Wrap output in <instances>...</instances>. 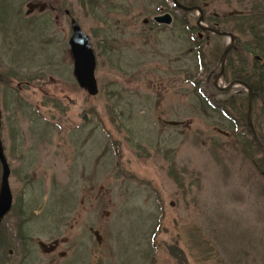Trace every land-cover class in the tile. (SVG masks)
Wrapping results in <instances>:
<instances>
[{
    "label": "rangeland",
    "instance_id": "374dc122",
    "mask_svg": "<svg viewBox=\"0 0 264 264\" xmlns=\"http://www.w3.org/2000/svg\"><path fill=\"white\" fill-rule=\"evenodd\" d=\"M182 1L237 37L219 86L260 71L247 20L225 14L258 9L264 29V0ZM166 11L173 26L154 23ZM200 14L173 0H0L1 130L14 197L0 264H264V150L251 141L247 92L214 85L230 38L198 29ZM72 18L92 38L95 95L73 75ZM254 119L264 128L262 98ZM19 227L31 236L25 259ZM53 239H66L64 257L40 249Z\"/></svg>",
    "mask_w": 264,
    "mask_h": 264
},
{
    "label": "water",
    "instance_id": "95a60500",
    "mask_svg": "<svg viewBox=\"0 0 264 264\" xmlns=\"http://www.w3.org/2000/svg\"><path fill=\"white\" fill-rule=\"evenodd\" d=\"M183 7V6H181ZM194 8H191V10ZM239 13L238 11L229 12L228 15H233ZM203 17H200L202 20ZM159 22L170 23L171 18L169 15L164 17H157L156 18ZM74 33L71 37L70 44L71 50L75 59V75L80 82V85L84 87L91 95H95L98 92V85L97 80L95 78V68H96V59L93 52V48L90 44V36L86 34L80 27V25L73 19L72 22ZM212 32L218 33L220 35H228V33L221 32L216 29H210ZM231 38V42H234V35L229 34ZM231 43V44H232ZM231 49V45H229L225 52L221 57V71L217 75L216 79L219 78L220 75L223 74L224 66L226 63V58ZM238 83L246 86L249 89V125L253 131L254 137L258 140V142L264 147V141L261 140L252 123V107H253V92L249 85L244 82L238 81ZM235 82H232L227 89L232 88ZM170 124L177 125L178 122H170ZM0 162L2 164V180L0 184V222L1 220L9 213L13 203V195L10 187V174L11 169L5 155V150L3 146V142L1 139V109H0ZM97 234L98 240H100V236ZM44 246L43 243H41Z\"/></svg>",
    "mask_w": 264,
    "mask_h": 264
},
{
    "label": "trees",
    "instance_id": "16d2710c",
    "mask_svg": "<svg viewBox=\"0 0 264 264\" xmlns=\"http://www.w3.org/2000/svg\"><path fill=\"white\" fill-rule=\"evenodd\" d=\"M242 10V14L240 18L244 17L247 20V30L250 32L253 36V41L250 42V46H248L249 49L253 51L260 52L263 63L264 64V29H261L262 23L257 20V17H259L258 9L254 10L249 7H244ZM234 17V16H233ZM215 19V18H214ZM257 20V21H256ZM258 53V52H257ZM256 64H260L259 61H255ZM259 70H254L255 73L251 72L248 73V71H244L243 75H239L237 72L233 73L234 78H241L248 82L254 89V91L259 92L261 95L263 101H264V66H261ZM262 123H259L258 126V133L259 135L264 139V128L261 125ZM253 140V139H252ZM255 142V140H253ZM256 143V142H255ZM257 145V143H256ZM258 146V145H257ZM263 162L259 163L260 170L264 171V165ZM178 258V257H177Z\"/></svg>",
    "mask_w": 264,
    "mask_h": 264
},
{
    "label": "flooded vegetation",
    "instance_id": "af4514ba",
    "mask_svg": "<svg viewBox=\"0 0 264 264\" xmlns=\"http://www.w3.org/2000/svg\"><path fill=\"white\" fill-rule=\"evenodd\" d=\"M65 13L69 14L67 10H65ZM173 17L175 19L174 15H173ZM57 18H59L58 15H56V19ZM173 22H174V20H173ZM172 26H173V23H172ZM19 86H21V85H19ZM20 231H21V237L20 238L18 237L20 235V232L18 230L16 231V237L18 239V247L22 245V248L20 251V255H22L21 258L25 259L29 255V253L32 254V252H31V250L29 251L28 243H26V245H25L24 240L28 239L31 242V236H29L28 232H24L23 230H20ZM48 244H50V245H47L46 247H44V250L46 249L45 251L49 252V253H46L47 255L49 254V255L61 256L65 252L62 249H60L61 242H59L57 239H53L52 241H49Z\"/></svg>",
    "mask_w": 264,
    "mask_h": 264
}]
</instances>
